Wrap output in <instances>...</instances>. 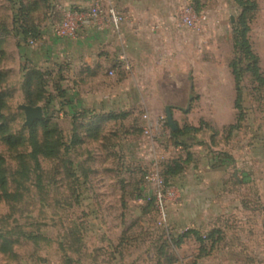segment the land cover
Listing matches in <instances>:
<instances>
[{"label":"rangeland","instance_id":"obj_1","mask_svg":"<svg viewBox=\"0 0 264 264\" xmlns=\"http://www.w3.org/2000/svg\"><path fill=\"white\" fill-rule=\"evenodd\" d=\"M252 1L257 8L247 16V38L264 77V0ZM61 5L70 0H0V264H196V244H175L190 230L158 226L141 184L151 167L142 116L158 125L154 151L163 163L175 159L164 106L185 107L188 91L187 112L174 109L172 118L177 127L202 121L193 139L208 141L217 171L215 249L232 253L237 264H264V84L242 73L239 115L228 67L232 59L240 69L247 65L233 51L240 7L234 0H181L171 11L177 27L160 71L128 67L110 74L103 67L90 80L58 68L45 49L50 40L41 32L50 17L59 18ZM186 7L194 29L179 24ZM31 69L42 76L26 87ZM28 95L42 97L51 156H31L30 127L17 110ZM91 113L117 117L103 123L96 141L86 138ZM56 129L61 141H50ZM35 132L41 143L43 129Z\"/></svg>","mask_w":264,"mask_h":264},{"label":"crops","instance_id":"obj_2","mask_svg":"<svg viewBox=\"0 0 264 264\" xmlns=\"http://www.w3.org/2000/svg\"><path fill=\"white\" fill-rule=\"evenodd\" d=\"M103 1L105 5L109 3L116 5L125 15L122 42H117L108 31L94 30H88L81 40L59 39L53 36L48 26L47 31L41 33L48 35L50 40L46 41L48 45L45 46V49H50V61L58 68L63 66V69L74 70L76 74L81 72L90 80H96L97 76L104 73L103 67L112 68L108 71L111 74L114 73L113 70L128 67L136 70L138 74L141 73V69L145 67L149 69L152 66L157 72L160 71L167 64L166 42L169 34L176 30L175 26L177 27L173 18L174 13L171 11L181 0ZM89 2L90 0H70V6H61L62 10L76 9L85 7ZM188 98L189 91L183 108L173 104L164 107L170 106L171 112L177 109L186 113ZM196 142L203 144H197L190 149L191 161L181 174L170 181L177 188V193L171 197L169 203L168 224L174 231L181 228L189 229L201 235L204 232H218L214 230L218 227L215 226L217 214L213 207L214 200L218 198V179L213 157L207 149L208 141ZM176 152L178 157L184 154L182 151ZM185 241L197 246L199 257L196 264H237L230 257L232 253L215 249L217 242L206 249V252H201L199 243L193 237L183 240ZM184 262L187 264L186 259Z\"/></svg>","mask_w":264,"mask_h":264},{"label":"trees","instance_id":"obj_3","mask_svg":"<svg viewBox=\"0 0 264 264\" xmlns=\"http://www.w3.org/2000/svg\"><path fill=\"white\" fill-rule=\"evenodd\" d=\"M234 2L240 7L241 13L240 16L236 22V25L238 26L239 30L236 32V37L233 41V51H241L243 53L244 59L247 60V65L243 69H240L238 67L237 62L235 60H231L228 63V67L231 70V75L234 82V91H235V100H234V108L240 115V105H239V99H240V84H241V78L242 73L247 72L250 73L253 80L258 84H264V77H262L259 73V67H258V57L253 53L248 38H247V32H248V25H247V16L248 14L255 11L257 8L256 3L252 0H234ZM61 17V14L59 15V18L56 20H59ZM37 77L38 79L41 78L42 73L39 70L31 69L27 70V73L25 75V82L24 85L26 87H29L31 85L32 78ZM2 78V75L0 73V79ZM65 93V92H64ZM27 105L31 107L38 106L39 103L42 102V97L39 95L37 97L32 98L31 95L26 96ZM43 113L45 115L44 119L41 121H35L30 128L28 129L29 132V141L30 146L32 148L31 156L33 158L36 157V155H45V156H51L53 155V149L51 146L47 145L46 141H49L47 138L48 135V118H46V109L45 107H42ZM91 112V111H89ZM93 116L88 117V123L87 127L89 128L86 133L87 139L96 141L99 140L101 137V129L103 123H106L107 121L115 120L117 117L115 115H111V113H107L105 115H97L91 113ZM124 115H122L123 117ZM239 122V116H237L236 123ZM202 121H200V125L197 127L191 126V125H183L182 127H178V129L175 132L169 133V140L170 144L174 147H179L180 151L184 153L183 156H179L175 159H171L166 161L162 164V174L166 180V182L171 181L175 176L181 174L186 165L191 161V153L190 149L195 145H200L203 143L194 141L193 138L197 134H199L203 127L201 125ZM37 126H40L43 129V139L42 142H37L36 139V132L35 129ZM1 129V126H0ZM57 130V129H56ZM76 138V137H75ZM6 142L10 145H15V141L7 137ZM50 141H61L59 131L57 130L56 135L53 137H50ZM72 141H80V139H74ZM143 183V180L141 184ZM147 203H153L152 200H146ZM214 231L208 233L204 238L198 234L195 231H186L183 235L179 236L176 240L175 244L179 245L183 242V240L193 237L195 241H197L200 245L201 252H206L207 244H209V247L213 246V244L218 240L215 238ZM171 263V262H169Z\"/></svg>","mask_w":264,"mask_h":264},{"label":"built area","instance_id":"obj_4","mask_svg":"<svg viewBox=\"0 0 264 264\" xmlns=\"http://www.w3.org/2000/svg\"><path fill=\"white\" fill-rule=\"evenodd\" d=\"M49 27L54 37L68 40H81L88 30L97 32L108 31L117 42H122V29L126 22L124 13L116 5L104 4L103 0H91L81 8H67L61 11L59 20L50 17ZM195 15L189 7L182 13L179 24L188 29L196 28ZM202 21L205 17L200 18ZM33 42H31L32 44ZM111 74V73H110ZM142 140L149 145L151 167L143 177V186L148 191L145 200H152L156 213L157 225L168 227L169 203L177 193V188L170 181L166 182L162 174V163L165 157L158 156L154 151L159 145L157 141V123H153L148 114L141 118ZM171 151H180L168 143Z\"/></svg>","mask_w":264,"mask_h":264},{"label":"water","instance_id":"obj_5","mask_svg":"<svg viewBox=\"0 0 264 264\" xmlns=\"http://www.w3.org/2000/svg\"><path fill=\"white\" fill-rule=\"evenodd\" d=\"M191 99H192V94L189 91L188 104L185 111L188 110ZM17 110L23 112L25 119L24 127L27 128H29L35 121H41L44 118L43 110L41 106L31 107L29 105H19L17 107ZM164 112H165L164 122L166 123L167 127L171 132H175L178 129V127L172 118L171 107L166 106L164 108Z\"/></svg>","mask_w":264,"mask_h":264}]
</instances>
